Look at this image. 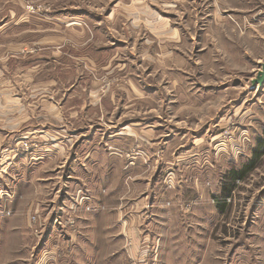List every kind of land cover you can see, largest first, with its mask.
Returning <instances> with one entry per match:
<instances>
[{
  "label": "rangeland",
  "instance_id": "obj_1",
  "mask_svg": "<svg viewBox=\"0 0 264 264\" xmlns=\"http://www.w3.org/2000/svg\"><path fill=\"white\" fill-rule=\"evenodd\" d=\"M130 1L155 11L158 19H138L129 35L99 37L98 43L116 49L83 53L97 61L96 68L86 61L74 66V52L59 56L58 39L50 35L43 53L50 64L36 71L31 89L59 99L75 82L84 94L96 83L99 93L120 95L130 121L144 119L151 130L168 132L161 135L164 141L174 137L173 161L161 179L163 192L172 191L180 202L170 216V239L143 243V215L136 210L128 231L109 242L100 226L95 236L79 222L89 211L81 190L65 194L37 184L41 192L20 189L17 234L0 237V264H264V85L252 89L264 64V0ZM52 6L63 5L0 0V27L17 29L0 36V56L14 55L13 85L20 93H30L26 69L37 54L30 45L43 38L30 36V14L44 16ZM122 22L134 30L131 20ZM12 39L23 49L9 52ZM259 140L263 156L243 180L233 181L232 171L251 159ZM23 141L36 147L24 151ZM40 148L36 138L20 139L14 152L30 155ZM140 150L134 143L120 156L132 166Z\"/></svg>",
  "mask_w": 264,
  "mask_h": 264
},
{
  "label": "crops",
  "instance_id": "obj_2",
  "mask_svg": "<svg viewBox=\"0 0 264 264\" xmlns=\"http://www.w3.org/2000/svg\"><path fill=\"white\" fill-rule=\"evenodd\" d=\"M58 3L63 6L58 9L52 6L44 16L30 14V36L43 37L30 45V49L37 51L36 55H30L26 69L30 93H20L13 85L17 83L18 68L12 60L14 55L0 56V152H3L0 155V237L17 234L18 195L30 193L32 189L41 192L36 187L39 184L52 191L63 190L65 194L81 190L89 211L79 222L95 236L100 226L109 242L128 231L131 213L136 210L143 215V243L170 239V228L174 226L170 216L180 202L175 203L172 191L163 192L161 179L164 167L173 161L170 150L174 137L164 141L161 135L168 132L151 130L145 126L144 119L130 121L120 103V95L116 91L99 93L96 83L95 90L92 88L84 94L74 89L80 88L75 82L59 99L55 94L31 89L36 82V71L44 62L50 64L43 54L49 50L46 46L52 41L50 35L58 39L57 45H53L59 56L74 52L77 54L70 57L74 66L81 68L86 61L91 68H96L97 61L86 59L83 53L116 49L114 45L98 43L99 37L109 41L116 34H132L137 31L135 21L157 20L158 14L141 9L140 3L129 0H73L71 3L58 0ZM143 4L146 5L145 1ZM35 20L42 26H36ZM125 20L132 21L134 30L124 25ZM16 30L0 27V36ZM65 36L72 42L66 41ZM135 47L129 45L130 49ZM7 49L12 52L23 46L12 39ZM77 80L80 78L76 77ZM125 95L129 96V92L125 91ZM31 138L38 139L41 148L30 155L17 156L15 143ZM134 143H138L141 154L132 166H127L120 155ZM162 228L168 230L160 233ZM88 231L83 232L86 238ZM95 236L91 238V245L96 243Z\"/></svg>",
  "mask_w": 264,
  "mask_h": 264
},
{
  "label": "trees",
  "instance_id": "obj_3",
  "mask_svg": "<svg viewBox=\"0 0 264 264\" xmlns=\"http://www.w3.org/2000/svg\"><path fill=\"white\" fill-rule=\"evenodd\" d=\"M259 142H260L259 143L260 148L256 149V150H253L251 159L249 161L242 162L240 164V167L235 169V171H232L231 178L233 179V181L243 180L244 177L246 176V174H248L249 172H251L254 169L255 162L261 156H263L261 151H260L262 141L259 140Z\"/></svg>",
  "mask_w": 264,
  "mask_h": 264
},
{
  "label": "water",
  "instance_id": "obj_4",
  "mask_svg": "<svg viewBox=\"0 0 264 264\" xmlns=\"http://www.w3.org/2000/svg\"><path fill=\"white\" fill-rule=\"evenodd\" d=\"M264 85V64L262 65V71L258 73L255 80L252 81V89L256 86L261 88Z\"/></svg>",
  "mask_w": 264,
  "mask_h": 264
},
{
  "label": "built area",
  "instance_id": "obj_5",
  "mask_svg": "<svg viewBox=\"0 0 264 264\" xmlns=\"http://www.w3.org/2000/svg\"><path fill=\"white\" fill-rule=\"evenodd\" d=\"M31 12L33 11L32 7H27ZM18 146V145H17ZM21 147L24 151H28L32 147H36V144L33 143H27L26 141L21 142ZM127 158L129 159L128 164L132 165V159L130 156L127 155Z\"/></svg>",
  "mask_w": 264,
  "mask_h": 264
}]
</instances>
